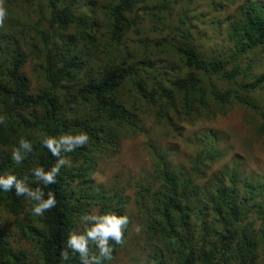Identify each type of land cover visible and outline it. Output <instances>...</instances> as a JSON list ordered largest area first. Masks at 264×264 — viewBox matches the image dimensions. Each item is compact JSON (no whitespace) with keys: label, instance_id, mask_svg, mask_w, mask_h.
<instances>
[{"label":"trees","instance_id":"obj_1","mask_svg":"<svg viewBox=\"0 0 264 264\" xmlns=\"http://www.w3.org/2000/svg\"><path fill=\"white\" fill-rule=\"evenodd\" d=\"M3 3L8 16L0 25V115L7 119L0 125V174L27 177L29 186L42 188L45 198L54 192L57 204L35 217L24 197L0 192V209L14 217V231L0 229V264H62L65 250L71 257L66 264H80L78 255L66 248V239L72 231H83L80 218L93 209L128 217L123 243L110 241L112 259L102 262L109 264L127 238L130 200L144 235L133 264L264 261V174H243L235 163L208 172L224 156L218 147L222 136L213 130L194 134L190 142L196 149L179 164L169 148L147 143L150 171L135 182L133 198L123 188L95 184L92 177L98 161L110 157L120 139L142 132L147 116L177 135L170 114L193 124L237 104L255 113L254 135L264 144V104L253 96L264 87V70L258 72L249 57L264 45L263 2L241 0L224 18L212 20L224 24L228 35L229 45L221 52L205 50L184 31L183 42L143 36L135 41L141 49L130 47L127 33L143 18L168 24L171 0ZM218 3L230 7L233 0ZM29 57L40 69L37 87L23 70ZM81 131L87 132L89 143L62 153L71 167L61 168L55 184L36 183L32 169L47 170L56 162L41 146L42 138ZM21 138L31 141L34 151L16 166L10 154ZM221 144L225 153L232 146ZM13 232L33 249V259L12 244ZM90 254L98 255L94 245Z\"/></svg>","mask_w":264,"mask_h":264},{"label":"rangeland","instance_id":"obj_2","mask_svg":"<svg viewBox=\"0 0 264 264\" xmlns=\"http://www.w3.org/2000/svg\"><path fill=\"white\" fill-rule=\"evenodd\" d=\"M240 1L233 0V4L226 7L223 3L222 6H219L220 2L216 5L217 0H171L169 9L172 8V14L165 16V23L168 22V24L161 25L164 23L145 17L138 27L132 28L127 33V38L130 41L128 43L135 50L140 48L135 41L143 36L153 40L166 36L172 42H183L184 39L180 37V34L184 31L192 35L194 42L203 43L205 50L212 49L221 52L229 45L227 43L228 35L224 24H215V22L212 23V20L214 21L218 17L224 18ZM256 1L264 3V0ZM31 11L36 13L35 6L32 7ZM182 17L183 23L180 22ZM154 24H158V28L152 26ZM251 52L249 57L253 58L255 69L257 68L258 72L264 70V45L256 47ZM36 61L29 57L23 68L33 87H37L42 82ZM253 96L264 104V87L255 92ZM170 115L177 135L170 133L167 125L156 123L152 116L143 118L141 133L120 139L116 151L110 157L98 161L96 170L92 174L94 183L108 188L114 186L123 188L125 194L133 198L135 182L144 178L150 171V148L147 143L152 141L162 148H169L173 162L179 164L186 161L187 157L195 151L196 147L190 140L194 134L203 130H213L219 133L222 136L221 143L232 145L227 146L225 153L224 145L218 143V147L224 152V156L209 165L210 170L208 172L235 163L237 166L239 164V169L242 170L243 174H248L251 171L255 173L260 171L264 174V144L261 138L254 135V126L258 122V118L251 110L232 104L225 113H220L212 119H197L193 124L181 116L176 118L174 115ZM126 210L131 215V225L127 238L124 244L117 249L115 257L109 264H133L132 256L139 252L140 241L144 237L143 232H140L141 224L135 217L137 211L131 200L126 205ZM252 218L253 215H250L245 223ZM0 229L3 232L14 231V217L2 209H0ZM10 240L14 246L25 249L30 258L33 259V249L25 240L20 238L19 234L13 232ZM33 262L39 264L34 260ZM250 264H264V261L261 258Z\"/></svg>","mask_w":264,"mask_h":264},{"label":"clouds","instance_id":"obj_3","mask_svg":"<svg viewBox=\"0 0 264 264\" xmlns=\"http://www.w3.org/2000/svg\"><path fill=\"white\" fill-rule=\"evenodd\" d=\"M8 12L3 0H0V25H3ZM6 117L0 115V125L5 124ZM90 137L85 131L76 134H62L60 136L45 135L41 140V146L46 148L56 158V162L49 169L35 167L31 175L35 182L43 184L44 187L55 184L60 175L62 167H71V160L62 153H72L77 148H83L89 143ZM33 143L28 139L21 138L18 146L14 147L10 159L14 165L20 166L26 157L33 153ZM16 197H24L31 204V214L35 217H42L48 210L57 204L54 192L49 191L45 198L42 188L33 189L29 186L28 179H19L15 174H0V192H13ZM84 226L83 231H72L66 239V248L71 254L78 255L80 264H102L103 261L112 259L114 244L123 243V231L128 226V217L113 213H101L95 209L80 218ZM90 245L98 249V255L90 254ZM62 264L70 260L69 251H62L60 254Z\"/></svg>","mask_w":264,"mask_h":264}]
</instances>
